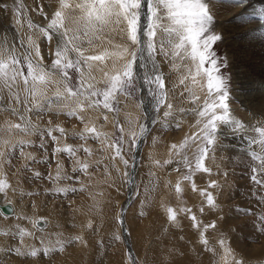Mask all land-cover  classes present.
Listing matches in <instances>:
<instances>
[{
  "label": "snow or ice",
  "instance_id": "6c2138e0",
  "mask_svg": "<svg viewBox=\"0 0 264 264\" xmlns=\"http://www.w3.org/2000/svg\"><path fill=\"white\" fill-rule=\"evenodd\" d=\"M34 2L36 7L31 11L36 14L35 19L25 15L27 9L20 0H14L11 9L7 2H0V10L15 13L13 24H0V32L5 33L0 36V107L16 118L6 121L2 129L7 138L0 140V167L11 166L18 153L33 163H47L42 154L37 161V157L25 153L24 148H34L41 153L50 150L54 157L64 154L70 160L72 175L64 170L65 160L58 158L55 177L49 173L48 179L79 181L75 174L82 173L91 181L93 171L102 168L105 183L119 191V180L139 198L141 189L148 193L153 178L159 179L151 167L171 165L178 156L188 170L181 179L191 182L193 191H199L206 201L207 211L215 218L205 223L191 208H180V212L191 214V226L197 230L206 248L209 240L205 233L212 229L220 234L219 244L225 247L226 254L233 255V250L227 247L228 239L231 237L236 241V233L244 232V229L240 224L233 226V217L224 212L212 192L207 188L197 189L194 176L196 173L212 174L213 168L205 164L206 159L211 161L216 167L217 178L210 180L208 187L220 193L224 187L220 177L227 178L229 173L217 160L234 162L223 154L230 147L225 144V138L231 135L240 139L241 152H250L252 160L259 161L251 167L250 179L264 186V154L252 150L253 144H259L260 152L264 153V126H248L233 114L236 98L232 95L229 55L219 53L225 42V30L217 27L216 19L221 8L245 6L234 19L247 20L257 11L250 0ZM258 13L264 20V5L259 6ZM174 74H179L175 80ZM180 88L183 91H179ZM133 100L138 112L135 116L127 110L128 103ZM259 111L264 114V104L260 105ZM90 113H96L95 119ZM61 114L75 118L83 127L69 132L60 124H54ZM185 118L195 119L192 125L195 130L184 136L179 147L176 143L171 145L172 158L150 157L148 183H138L136 154L142 140L151 139L156 145L154 133L167 137L166 129L182 130ZM106 125L113 130L106 131ZM252 133L259 134V140ZM68 137L75 138L76 142L67 143ZM36 140H39L38 145ZM91 143H96L97 147L94 149ZM193 146L190 158L188 149ZM217 153H220L219 157ZM81 155L85 159H81ZM236 162L244 163L242 158ZM244 166L249 165L244 163ZM22 170L23 181L28 187H31L29 175L34 180L45 179L41 171L30 168L27 163ZM0 175L4 177L0 178V195H6L9 189L15 191L7 175ZM86 187L81 182L79 188L56 187L44 191L67 195L84 191ZM175 190L182 192L180 181L176 182ZM21 195L33 196L34 193L21 192ZM258 199L264 204V195ZM140 202L150 201L146 196ZM10 207L11 204L0 206V212ZM124 211L117 215L121 225ZM198 212L205 214V206L201 205ZM167 214L171 227H180L177 212L169 207ZM252 217V228L264 234V213L257 216L253 212ZM18 219L31 221L28 215ZM86 227L93 229L94 226L89 222ZM4 235L33 236L40 239L41 244L46 239L42 233L38 236L19 225L15 232L8 231ZM247 236L246 233V239ZM112 239L120 241L121 236L116 234ZM75 241L87 243L82 236L68 238L59 249L30 246L29 250L21 243L7 247L5 254L24 257L19 264H51L56 259L53 253L65 251L66 246ZM44 256H50V260L45 262ZM128 262L139 264L131 254ZM233 264H248V261L234 259Z\"/></svg>",
  "mask_w": 264,
  "mask_h": 264
},
{
  "label": "rangeland",
  "instance_id": "374dc122",
  "mask_svg": "<svg viewBox=\"0 0 264 264\" xmlns=\"http://www.w3.org/2000/svg\"><path fill=\"white\" fill-rule=\"evenodd\" d=\"M0 2H7L10 9L14 6V0H1ZM20 2L27 9L25 15H31L35 19L36 14L31 11L32 8L36 7L34 0H20ZM36 2L46 4L47 0H36ZM252 6L257 11L252 12L247 20L234 19V9L226 13L221 11L222 13H219L216 17L217 27H222L225 30V42L220 46L219 53L221 56L226 53L229 55L231 64L229 72L233 77L232 95L236 98V103L233 105L234 109L242 107L244 109L245 107L239 102V97L244 96L245 93V88L242 86L245 78L249 79V76L254 78L258 75L259 77L264 76V20L260 21L257 3L252 4ZM244 7L242 6L240 9ZM255 15H258V17ZM14 18V12L0 10V24L11 25L14 23ZM228 25L229 27H227ZM4 34L0 32V36ZM7 35L11 36V33H7ZM221 71L223 72L224 69H221ZM178 75L174 74L173 79H177ZM257 83L260 84H257L258 87H264V82L262 84L258 80ZM240 87H243V89ZM194 90L203 97L198 88ZM179 91H183V88H180ZM3 95H6V92ZM135 103V100L129 102L127 108L134 116L138 114L134 107ZM182 106L190 107L191 105ZM90 115L95 119L96 113H90ZM15 119L0 107V140L7 138L2 132L6 121H15ZM33 119L35 120V117ZM54 124H60L69 132L80 130L83 127L75 118L65 117L63 114L54 120ZM193 124H195L194 118H185L182 130L174 127L166 129L167 137L160 133H154L158 141L156 145L152 144L151 139H145L140 143L137 149L138 155L136 156V171L138 172L136 179L138 183L142 185L148 183L150 157L161 160L172 158L174 154L169 151L171 145L176 143L179 147V143L182 142L184 136L190 135L195 130L192 127ZM41 125L44 126L43 121ZM248 126H251V123H248ZM259 126H264V123L259 124ZM105 130L111 132L113 129L110 125H106ZM55 134L59 135L58 133ZM252 135H255L259 140V136L257 137L255 133ZM233 141L228 143L225 141V144L230 147L223 154L238 150L239 155L237 156L242 158L244 163L249 166L245 167L244 163L235 161L233 167L226 168L223 166V162L218 159L217 163H220L221 167L229 173L227 178L220 177L224 181V187L219 194L215 189L208 187L210 180L217 178L215 175L216 167L211 161L206 159L205 164L213 168L212 174L196 173L194 176L197 189L207 188L208 191L212 192L217 202L222 205L224 212L233 217L231 221L233 226L240 224L244 229V232L236 233L238 237L236 241H233L231 237L228 239L227 247L233 250V255L226 254L225 247L219 244L220 234L212 229L205 233L206 238L209 240V245L206 248L201 243L197 230L191 226V214L180 212V208H191L197 214L198 219L205 223L215 218L207 211L206 201L199 191H193L191 182L181 179L183 175L187 174L188 170L183 167L178 156L175 157L171 165H166L163 168L151 167V171L155 172L159 179L156 180L154 177L150 191L144 193L141 189V194L137 198L135 193L127 185L120 184L119 180L117 181L119 191L105 183L102 168L93 171L91 181L82 173L75 174L79 176V181L76 179L50 180L47 177L49 173L55 177V161L58 158L65 160L64 170L72 175L70 160L64 154L54 157L50 150L41 153V151H36L34 148L25 147V153H32L37 157V161L40 160L42 154L47 158V163H33L28 161L26 157L19 156L18 153V158L13 160L11 166L4 165L0 167V174H6L8 182L16 189L15 191L11 189L7 191L6 200L13 202L16 207L18 201L25 204L29 213L28 216L31 218L30 222L21 219L16 220V214L5 216L0 212V264H19V261L24 259V257H17L15 253L5 254V249L9 246H17L22 243L23 247L29 250L30 246L59 249L61 243L74 236H82L87 243L81 244L79 241H75L72 245H67L65 251L53 253L56 259L52 260L51 264H122V262L123 264H129V254L135 257L139 264H168L169 261L171 264H233L234 259H247L248 264H264V234H260L252 228V213L255 212L257 216L264 213V204L258 199L259 196L264 195V186L256 184L250 179L251 167L258 164L259 161H253L250 152H246V154L243 152L244 155H241L240 139L235 137ZM66 142L75 143L76 140L68 137ZM36 143L38 145L39 140H36ZM244 143L246 145L247 141ZM91 146L95 149L97 144L91 143ZM256 147L259 148L258 151L255 149ZM252 150L257 151L258 154H264L260 152L259 144H253ZM193 151L194 146L188 149L190 158ZM219 154L217 153L218 157ZM81 159H85V157L81 155ZM25 163L30 168L41 171L45 179L43 181L34 180L29 175L28 179L31 187H28L23 181L24 172L22 169ZM115 175V172H113V176ZM0 178H4L3 175H0ZM177 181L181 183V193H177L175 190ZM81 182L87 187L84 191L77 193L65 195L44 191L45 188L54 189L56 187L79 188ZM169 182H171L170 186L166 187L165 185H168ZM29 191L33 192L34 195H21V192L27 193ZM12 195H17V201ZM146 196L150 202L141 203L140 201L145 200ZM201 205L206 208L203 215L198 212ZM169 207L177 212L180 227H171L167 214V208ZM122 210H126L123 212V225L117 219V215ZM141 213L144 214L141 215ZM41 217L44 219H41ZM206 217L209 219H206ZM37 221L41 225L37 224ZM245 221H247L246 224ZM89 222L93 224V229L86 227ZM17 225L28 231L36 232L38 236L42 233L46 237L44 243L41 244L40 239L33 236L20 237L16 235L11 237L4 235L8 231L15 232ZM124 229H127V231H124ZM246 233L248 234L247 239L245 238ZM116 234L121 236L120 241L112 239ZM170 253L175 254L170 255ZM28 259L35 258L29 257ZM43 260L45 262L49 261L50 256H44Z\"/></svg>",
  "mask_w": 264,
  "mask_h": 264
},
{
  "label": "bare ground",
  "instance_id": "6f19581e",
  "mask_svg": "<svg viewBox=\"0 0 264 264\" xmlns=\"http://www.w3.org/2000/svg\"><path fill=\"white\" fill-rule=\"evenodd\" d=\"M1 1V0H0ZM250 2H251V4H255V3H257V5H258V7L260 6V5H263L264 4V0L262 1V0H250ZM256 6V5H255ZM228 8V9H227ZM227 8H221L220 10H219V12H218V14L219 13H222V12H227V11H230L231 9H234V14H236V13H239V12H241L242 11V9H240V8H242V6H230V7H227ZM225 9V10H224ZM227 9V10H226ZM222 11V12H221ZM233 11V10H232ZM231 11V12H232ZM217 14V15H218ZM221 16H223V14H221ZM225 16H226V14H225ZM229 16V15H228ZM256 17H258V15H255ZM227 17V16H226ZM225 17V18H226ZM230 19V18H229ZM233 21V20H232ZM260 21H261V19H260ZM263 21V20H262ZM235 22V21H234ZM228 23V22H227ZM244 23V22H243ZM262 23V22H261ZM264 23V22H263ZM262 23V24H263ZM230 24H232V23H230ZM229 24V25H230ZM258 24V23H257ZM229 25L227 26V27H229ZM233 25V24H232ZM231 25V26H232ZM235 25V24H234ZM260 27V26H259ZM235 28V27H234ZM239 28V27H238ZM229 29V28H228ZM229 31H230V29H229ZM235 31V30H234ZM239 31V30H238ZM245 31V30H244ZM231 34V33H230ZM229 34V35H230ZM227 41V40H226ZM264 71V70H263ZM258 72V71H257ZM259 73V72H258ZM245 76V75H244ZM248 77V76H247ZM258 77H259V75H258ZM254 77V78H250V76L248 77L249 79H247V78H245V80H244V85H242L245 89H244V91H245V93H244V96L243 95H241V96H243L242 98H241V96L239 97L240 99V101L239 102H241L245 107H244V109H243V107L242 108H236L235 109V111H234V115L238 118V119H240V120H242V122H244L246 125H248V123H251V126L252 125H256V123L258 122V121H260L258 124H261V123H264V114H261V112L259 111V107H260V105L261 104H264V87H258L257 86V84H259V83H257L258 82V80L262 83V82H264V76L262 75V77ZM238 78V77H237ZM240 81V80H239ZM254 81H257V82H255L254 83ZM239 84H241V83H239ZM263 84V83H262ZM260 85V84H259ZM243 87H240V88H242L243 89ZM240 90V89H239ZM243 93V92H242ZM249 94V95H248ZM250 112V113H249ZM261 119V120H260ZM226 131H227V129H225ZM253 134V133H252ZM257 135V137L259 136V134H256ZM233 138H235L234 136H231V135H229L228 137H226L225 138V141H227V143L228 142H234L233 141ZM142 142H143V140H142ZM141 142V143H142ZM236 143V142H235ZM260 147V146H259ZM255 149H257V151L259 150V148H255ZM239 151L238 150H233V152H229V153H225V155H227L230 159H233L234 160V162L233 163H235V161L236 160H238V158H239V156H237V155H239V153H238ZM242 153V154H241ZM240 154L241 155H244L243 154V152H240ZM245 154H246V152H245ZM138 155V152H137V154H136V156ZM220 155V154H219ZM238 157V158H237ZM136 162H137V160H136ZM233 163H231L232 165H230L229 164V162H227V161H225V162H223V166H225L226 168L227 167H229L230 168V166H232L233 167ZM239 163V162H238ZM240 168V167H239ZM232 175V174H231ZM233 177V176H232ZM233 179V178H232ZM226 180V179H225ZM237 184H238V182H237ZM236 184V185H237ZM235 185V184H234ZM242 189V188H241ZM240 189V190H241ZM230 190H232V189H230ZM224 194V193H223ZM10 195V194H9ZM12 196H14L15 197V199H16V201H17V195H12ZM11 196V197H12ZM12 199H13V197H12ZM14 199V200H15ZM241 200H243V199H241ZM246 203V202H245ZM5 204H11V212L10 213H4V212H1L2 214H4L5 216H12V215H14V214H16V220H18V218L19 217H21V216H23V215H25V214H27V215H29V213H28V211H27V207L25 206V204H22V203H20L19 201H18V205H17V207H16V205L14 206V203L13 202H10V201H7L6 200V196L5 195H0V206H3V205H5ZM16 207V208H15ZM17 210V211H16ZM228 211V210H227ZM16 212V213H15ZM235 222V221H234ZM48 223H49V221H48ZM40 224V223H39ZM41 225V224H40ZM50 226V225H49ZM1 247V246H0ZM222 263V262H221Z\"/></svg>",
  "mask_w": 264,
  "mask_h": 264
},
{
  "label": "water",
  "instance_id": "95a60500",
  "mask_svg": "<svg viewBox=\"0 0 264 264\" xmlns=\"http://www.w3.org/2000/svg\"><path fill=\"white\" fill-rule=\"evenodd\" d=\"M3 212H4V213H10V212H11V207L8 208V209H5Z\"/></svg>",
  "mask_w": 264,
  "mask_h": 264
}]
</instances>
